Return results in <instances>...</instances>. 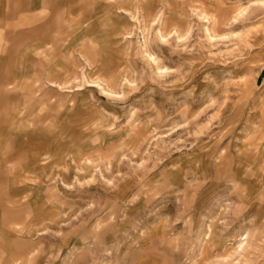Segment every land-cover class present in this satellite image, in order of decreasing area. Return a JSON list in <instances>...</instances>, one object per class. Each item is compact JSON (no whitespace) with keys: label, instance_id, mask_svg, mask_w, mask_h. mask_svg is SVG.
Listing matches in <instances>:
<instances>
[{"label":"rangeland","instance_id":"1","mask_svg":"<svg viewBox=\"0 0 264 264\" xmlns=\"http://www.w3.org/2000/svg\"><path fill=\"white\" fill-rule=\"evenodd\" d=\"M46 1L12 53L0 26L41 71L0 98L29 146L0 145V262L264 264V0H90L77 34Z\"/></svg>","mask_w":264,"mask_h":264},{"label":"crops","instance_id":"2","mask_svg":"<svg viewBox=\"0 0 264 264\" xmlns=\"http://www.w3.org/2000/svg\"><path fill=\"white\" fill-rule=\"evenodd\" d=\"M56 0H47L45 3H43V8L46 10H52V8H54L55 6V2ZM122 0H116L115 3H119L121 4ZM17 2V3H16ZM14 4H16V6L19 8V10L14 11V9H12L13 5H11V2H8V0H5L4 3L0 2V26H6L9 27L6 32L8 33V42L10 43V46H5V51L10 50L11 53L13 51V48L16 46L15 43L12 40V35H13V29L10 26V21L12 22V20L17 21V17L23 15L24 17H26V20L28 21L27 25H29V29L34 30L33 31V35H35V31L38 30L37 28L33 29L34 27H38L36 25H34L32 23V15H37L39 16V12H40V3L41 0H17ZM64 4H66L69 7L68 13L71 12V14H77V17L75 18H69V22H71L72 24H74V26L72 27L73 30V34H77L80 33L79 30L80 28H83L85 30H90L91 29V23L87 22L88 21V17L86 15V11H87V7L89 6V2L90 0H63ZM124 2V1H123ZM22 6V10L20 9V7ZM78 10H80L81 12H78ZM53 15H55L53 13ZM76 16V15H75ZM19 18V17H18ZM8 19V20H6ZM62 16L61 15H55L54 16V21L56 22V24H59L61 22ZM24 22V20H23ZM28 29V30H29ZM82 31V32H83ZM72 34V33H70ZM86 34V33H85ZM32 35V37H33ZM67 37H65L62 40H66ZM32 39V38H31ZM31 41V40H30ZM62 41L59 43V45L61 46ZM38 47V43H33L32 47H30V52H31V48H33V51L30 53L32 54V56H30V54H28L29 57H33L38 59V56L36 55V48ZM11 53H5L6 54H11ZM36 61V60H35ZM4 66L0 67V98L2 97H15V96H21V95H31V92L33 93V86H35L37 84V82L32 83V77L36 78L37 76H40V72L37 68H30V77L27 79L31 84V88H29V90L31 89V91H21L23 90L22 88L18 87L20 84H24L27 85L26 88H28V83H24L18 76L14 75V69L15 67L12 69V61H10L8 59V61L6 62V60H4ZM36 64V63H35ZM19 78V79H18ZM24 78V77H23ZM7 83H17V87L13 90V91H9L7 89L8 85ZM5 111H7V113H5ZM14 114L13 112H11L8 109H3L0 107V130L4 131V129H6V126H3L4 122H7L10 120V116H7L8 114ZM11 114V116H12ZM6 133L5 137L9 135V139L10 141H8V139L4 138L3 140L0 139V145L2 147L5 146L6 143H10L11 147L15 150L16 148L18 149H22L24 151H28L29 146H26V144H19L17 142H15L14 140H11V137L13 136V134H9V132H4ZM14 137V136H13ZM45 141L44 139L37 141L36 143H41ZM15 153V152H14ZM16 161V159H14ZM13 161V160H12ZM3 223V222H1ZM21 224L18 223L15 225V229L20 228ZM36 261V257H29L26 261V263L28 262L29 264H33V262ZM10 260L9 259H3L0 264H9ZM31 262V263H30ZM25 263V262H24ZM13 264H18L17 260L16 262H13Z\"/></svg>","mask_w":264,"mask_h":264},{"label":"bare ground","instance_id":"3","mask_svg":"<svg viewBox=\"0 0 264 264\" xmlns=\"http://www.w3.org/2000/svg\"><path fill=\"white\" fill-rule=\"evenodd\" d=\"M122 1H123V0H122ZM122 1H121V2H122ZM124 1H127V0H124ZM162 37H163V36H162Z\"/></svg>","mask_w":264,"mask_h":264}]
</instances>
